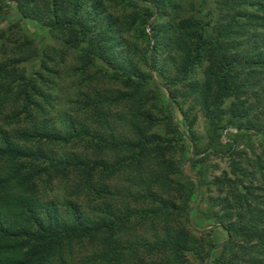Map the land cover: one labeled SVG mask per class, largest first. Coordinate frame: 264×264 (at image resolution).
I'll return each instance as SVG.
<instances>
[{
  "label": "trees",
  "instance_id": "16d2710c",
  "mask_svg": "<svg viewBox=\"0 0 264 264\" xmlns=\"http://www.w3.org/2000/svg\"><path fill=\"white\" fill-rule=\"evenodd\" d=\"M0 264H264V0H0Z\"/></svg>",
  "mask_w": 264,
  "mask_h": 264
},
{
  "label": "rangeland",
  "instance_id": "374dc122",
  "mask_svg": "<svg viewBox=\"0 0 264 264\" xmlns=\"http://www.w3.org/2000/svg\"><path fill=\"white\" fill-rule=\"evenodd\" d=\"M11 15L17 17L13 10H11ZM4 20L5 19H3V24H5ZM29 26H30L29 27L30 28V32H32L34 34V36H37L39 34L38 30L36 29L37 27L32 25V24H29ZM47 41L51 42L50 39H47ZM74 63H75V60L73 59L72 55H69V56L67 55L66 58H65V61L60 66V70H61L60 71V78H59V80H57V82L59 83V86L61 88V90L58 91L59 92L58 93V104L60 105V108H61L60 110L67 109L66 105H67V102H68V97H70V95H72V91L74 90V87H72L73 82L74 83L78 82V77L70 74V70H69L71 68V66L74 65ZM195 112H197L198 116H197V120H196V123L194 125V128H195V130L198 133L203 134L205 129L208 127L206 119H205V116L202 115V113L200 112L198 106L195 108ZM177 119L180 122V117L179 116L177 117ZM238 148L239 149H244L248 154H250L249 149L245 148V143L239 144ZM258 151H259V148L256 149V152H258ZM209 163L210 164L211 163L216 164V166H217L215 171H213L211 169L208 171L209 180L212 179L214 175H218V174L221 173L222 170H224V169L227 170V168H228L227 167V161L225 159H221V158H218V157L210 156ZM124 183H126V182H124ZM120 184L122 185V178H119V177H117V178H115V179H113V180H111L109 182V186H111V187H115L117 185L119 187H121ZM123 186H125V185H123ZM211 194L215 195L213 192ZM75 200L77 202H79L80 204L84 205V203H86L87 199H86V196L80 194V196L76 197ZM208 200H209L208 199V193L206 192L203 195L202 200L200 201V204H199V206L201 208V211L204 210L208 206ZM190 216H191V214H190ZM193 226L200 228L202 225L199 223V221H195L193 223ZM212 226H214V225L212 224ZM213 234H214V237H215V241L217 243H219V242H221V241H223L225 239V235L217 228L214 229ZM218 250H219V247L213 249L212 253L215 254ZM189 259L191 261L192 257L189 256Z\"/></svg>",
  "mask_w": 264,
  "mask_h": 264
}]
</instances>
